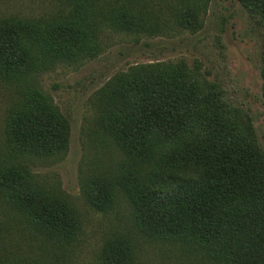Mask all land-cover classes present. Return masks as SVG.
Here are the masks:
<instances>
[{
  "label": "trees",
  "instance_id": "obj_1",
  "mask_svg": "<svg viewBox=\"0 0 264 264\" xmlns=\"http://www.w3.org/2000/svg\"><path fill=\"white\" fill-rule=\"evenodd\" d=\"M47 17L0 16V264H55L81 216L31 166L63 159L71 123L40 76L128 35L201 28L210 0H59ZM264 28V0H239ZM264 98V54L262 56ZM85 201L118 216L99 264H264V148L249 116L183 59L130 65L92 96ZM18 238L25 240L20 243ZM157 260V259H154Z\"/></svg>",
  "mask_w": 264,
  "mask_h": 264
},
{
  "label": "rangeland",
  "instance_id": "obj_2",
  "mask_svg": "<svg viewBox=\"0 0 264 264\" xmlns=\"http://www.w3.org/2000/svg\"><path fill=\"white\" fill-rule=\"evenodd\" d=\"M59 0H0V16L47 17ZM102 51L82 64H59L40 76V83L71 123L68 150L63 159L31 166L40 180L52 182L68 197L81 216V231L55 264H99L103 242L119 225L118 216L94 210L85 201L82 179L89 162L86 127L96 114L92 96L115 72L130 65L183 59L196 66L249 116L264 148V98L262 56L264 28L239 0H210L201 28L173 30L167 34L128 35L104 28ZM10 93L0 82V136ZM20 240V241H19ZM20 243L25 240L18 238ZM137 254L146 264L160 257L156 249L139 240ZM157 259V260H154Z\"/></svg>",
  "mask_w": 264,
  "mask_h": 264
}]
</instances>
